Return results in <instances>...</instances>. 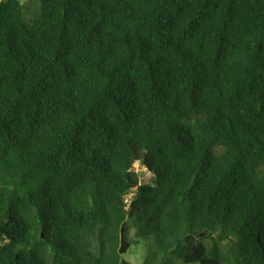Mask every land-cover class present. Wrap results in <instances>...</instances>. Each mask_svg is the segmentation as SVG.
<instances>
[{
	"label": "trees",
	"instance_id": "obj_1",
	"mask_svg": "<svg viewBox=\"0 0 264 264\" xmlns=\"http://www.w3.org/2000/svg\"><path fill=\"white\" fill-rule=\"evenodd\" d=\"M37 4L0 1V264H129L122 224L264 264V0Z\"/></svg>",
	"mask_w": 264,
	"mask_h": 264
},
{
	"label": "rangeland",
	"instance_id": "obj_2",
	"mask_svg": "<svg viewBox=\"0 0 264 264\" xmlns=\"http://www.w3.org/2000/svg\"><path fill=\"white\" fill-rule=\"evenodd\" d=\"M21 3L26 4L29 8V16H33L38 10L37 0H19ZM28 19V18H27ZM134 169L140 174L141 179L153 180V176L147 172V170L139 165L135 164ZM132 238V233L129 235ZM147 252V243L143 240H138V244H131L126 253L121 255V259L129 264H141Z\"/></svg>",
	"mask_w": 264,
	"mask_h": 264
},
{
	"label": "water",
	"instance_id": "obj_3",
	"mask_svg": "<svg viewBox=\"0 0 264 264\" xmlns=\"http://www.w3.org/2000/svg\"><path fill=\"white\" fill-rule=\"evenodd\" d=\"M143 165H144V163L142 162L141 166H143ZM124 226H125V224H122V226L120 227V230H119V249H118V254L119 255H122V254L126 253L128 248L130 247V243H128L125 240L124 235H123ZM200 236L202 237L203 234H200Z\"/></svg>",
	"mask_w": 264,
	"mask_h": 264
}]
</instances>
